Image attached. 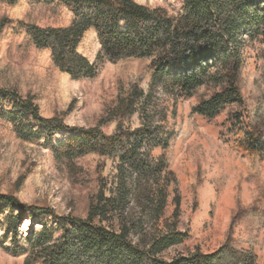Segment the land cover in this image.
I'll use <instances>...</instances> for the list:
<instances>
[{"label":"trees","instance_id":"trees-1","mask_svg":"<svg viewBox=\"0 0 264 264\" xmlns=\"http://www.w3.org/2000/svg\"><path fill=\"white\" fill-rule=\"evenodd\" d=\"M48 1L71 11L70 26H30L28 36L36 49L50 52L62 73L73 80L98 76V64L79 52L90 31L102 62L147 65L99 125L88 129L44 118L32 98L0 89L1 118L14 125L20 139L43 141L60 162L97 155L115 164L112 178L98 173L85 217L59 215L0 191V229L11 239L6 251L26 257L25 264H261L257 238L237 239L235 228L247 220L252 232L260 233L264 212L257 203L244 208L240 199L221 246L172 256L188 237L179 229L182 196L172 159L182 137L177 106L193 100L191 118L213 124L225 116L222 126L233 137V151L264 162V0H181L174 15L135 0ZM255 46L261 65L246 92L247 49ZM147 76L146 92L141 84ZM136 118L139 126L128 127ZM111 124L113 132L105 133L102 126ZM170 202L173 211L166 218ZM25 222H30L27 234L20 230Z\"/></svg>","mask_w":264,"mask_h":264},{"label":"rangeland","instance_id":"rangeland-1","mask_svg":"<svg viewBox=\"0 0 264 264\" xmlns=\"http://www.w3.org/2000/svg\"><path fill=\"white\" fill-rule=\"evenodd\" d=\"M135 2L150 9H163L170 15L176 14L182 4L181 0ZM72 20L69 9L48 0H20L16 5L0 1V89L32 98L44 118L62 119L70 127L94 128L116 104L121 92L144 73L147 63L142 60L118 64L102 62L101 46L94 31H90L80 44L79 52L91 63L98 64L99 74L95 79L73 80L55 67L49 51L36 49L28 36L30 26L66 28ZM257 48L247 49L246 92L261 65L256 59ZM149 83L147 76L141 84L146 92ZM161 100L171 104L168 98ZM192 103L193 100H182L177 106L175 124L182 130V137L174 147L172 169L182 196L179 229L188 237L184 244L172 250V256L196 250L210 253L221 246L238 199L244 208L257 203L264 212V162L256 163L233 151V137L227 134L228 127L222 126L225 116L213 124L198 117L191 118ZM1 117L0 191L13 194L27 205L49 207L59 215L72 213L85 217L89 198L97 187L98 173L112 178L114 162L97 155L73 163L57 161L43 141L20 139L14 125ZM127 125L135 129L139 122L136 118ZM114 128V124L102 126L107 134ZM172 211L170 202L166 218L171 217ZM29 228L30 222H25L20 230L27 234ZM249 234L257 238L256 252L260 263L264 264V228L254 233L247 220L236 226L235 238ZM3 237L4 231L0 229V264H25L26 257L13 256L6 251L11 239Z\"/></svg>","mask_w":264,"mask_h":264}]
</instances>
